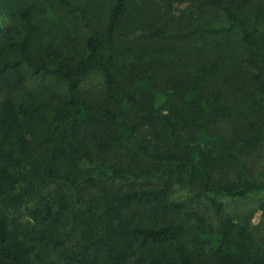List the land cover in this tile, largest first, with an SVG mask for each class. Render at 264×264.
I'll list each match as a JSON object with an SVG mask.
<instances>
[{
    "label": "trees",
    "instance_id": "16d2710c",
    "mask_svg": "<svg viewBox=\"0 0 264 264\" xmlns=\"http://www.w3.org/2000/svg\"><path fill=\"white\" fill-rule=\"evenodd\" d=\"M263 147L264 0H0V264H264L194 208L264 192Z\"/></svg>",
    "mask_w": 264,
    "mask_h": 264
},
{
    "label": "rangeland",
    "instance_id": "374dc122",
    "mask_svg": "<svg viewBox=\"0 0 264 264\" xmlns=\"http://www.w3.org/2000/svg\"><path fill=\"white\" fill-rule=\"evenodd\" d=\"M187 6V4H175L173 7L175 16H182L184 13L189 15L186 10ZM5 24L7 25V23ZM83 30H85V27ZM252 70L257 73L259 72L258 68H252ZM94 82L95 79L91 78L90 84H93ZM28 83L30 84L31 82L28 81ZM32 83L37 89L47 87L53 91L55 90L56 92H62L63 90L61 86L59 88L54 87L53 83L44 84L41 79L34 80ZM157 106L158 108H162L164 106L163 99L161 97L158 98ZM125 153L126 151H124V149L117 148L116 151L109 154L105 158V161L110 164H119L122 166H138L143 162L141 159L129 158ZM247 162V168L252 178L255 180H264V147L248 157ZM79 166L86 167L87 163L80 162ZM101 177L103 179L107 178L105 176ZM147 182L148 181L142 184H148ZM160 184L161 181H156L152 183L151 186L160 188ZM129 185V182H123L120 186ZM59 187L54 184L49 188L48 192H55L59 189ZM195 195L196 191H194L190 186L183 182L176 181V184H174L170 192L169 200L176 203H182ZM195 200L196 202L194 203V208L205 217L209 224L216 226L218 223L220 224V222L233 218L236 222L246 224L257 239H264V192L251 194L247 198L222 197L220 201L224 207L220 216L215 214L211 200L207 196L202 195L197 197ZM18 217L23 222L28 221V218L25 216V210H22L21 213L18 214Z\"/></svg>",
    "mask_w": 264,
    "mask_h": 264
}]
</instances>
